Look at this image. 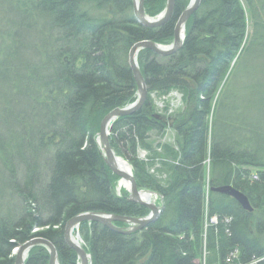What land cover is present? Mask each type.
<instances>
[{
  "label": "trees",
  "instance_id": "16d2710c",
  "mask_svg": "<svg viewBox=\"0 0 264 264\" xmlns=\"http://www.w3.org/2000/svg\"><path fill=\"white\" fill-rule=\"evenodd\" d=\"M243 1L250 26L241 0H201L180 50L139 53L149 96L113 124L110 144L138 189L162 197L163 211L131 235L82 223L93 264H197L204 248L207 264H227L234 250V264H264V0ZM166 3L145 0V12L155 17ZM186 8L177 0L171 21L146 28L133 0H0V264H14L13 251L37 237L55 246L60 264H78L64 238L71 219L149 214L116 194L119 177L97 138L109 113L138 98L131 48L172 44ZM172 91L186 108L174 123L177 152L170 149L163 184L137 154L151 130H163L150 95ZM225 186L245 194L253 211L213 191ZM206 211L220 221L207 230ZM49 261L38 246L25 264Z\"/></svg>",
  "mask_w": 264,
  "mask_h": 264
},
{
  "label": "water",
  "instance_id": "95a60500",
  "mask_svg": "<svg viewBox=\"0 0 264 264\" xmlns=\"http://www.w3.org/2000/svg\"><path fill=\"white\" fill-rule=\"evenodd\" d=\"M176 2L177 0H167L165 13L156 19H152L146 15L145 0H133L136 22L146 28H157L163 26L173 18L176 8ZM200 4L201 0H191L189 6L181 14L176 23L174 31V41L170 46L163 47L153 41H141L135 44L130 50L129 65L137 84L138 98L135 103L124 108H117L103 119L97 141L102 155L104 156L105 162L112 173L118 176L121 180H125L129 183V188L127 189L128 193L123 195L121 198L129 203L137 204L148 209L149 214L144 218L135 219L106 214L84 213L71 219L65 227L64 238L67 245L76 252L79 260L78 264H92L91 255H89L80 244L74 241L75 237L73 236V233L75 230L79 229L82 223H98L104 225L105 227L111 229L116 233L131 235L137 232H141L148 228L151 224L155 223L163 211V199L161 196L155 193H149L139 190L132 172L130 170L126 172L119 168L118 161L120 160V158L116 156L115 152L111 148L110 132L113 124L119 118L138 113L144 107L147 101L149 92L147 83L139 67V53L143 50H151L161 57H168L180 50L184 44L187 22L189 21L191 16L199 9ZM213 191L233 198L245 211H253V207L248 197L240 191L234 189L232 186L220 187L214 189ZM145 193H148L150 195L154 194L160 197L159 204H156L155 202L148 203L144 201L142 199V195ZM116 223L124 224L126 225V227L116 226ZM38 246H42L48 250L50 256L49 264H59V255L57 249L49 240L43 237L34 238L17 247L14 253V264H25L31 250Z\"/></svg>",
  "mask_w": 264,
  "mask_h": 264
},
{
  "label": "rangeland",
  "instance_id": "374dc122",
  "mask_svg": "<svg viewBox=\"0 0 264 264\" xmlns=\"http://www.w3.org/2000/svg\"><path fill=\"white\" fill-rule=\"evenodd\" d=\"M190 2H191V0H187V7L189 6ZM241 4L246 11L247 20H248L249 26H250L251 20H250V14H249L247 5L244 3L243 0H241ZM166 5H167V3H166ZM165 10H166V6L162 12H160L155 17H150V18L156 19V18L162 16L165 13ZM170 45L171 44L161 45V46L167 47ZM150 96H151L150 98L152 99V102L154 105V114H155L154 120L163 126V130L162 131H157V130H151L150 131V133H149L150 139L147 141L145 147H142L138 150L137 158H139L140 161L144 162V164L147 166L149 173L152 176H154L161 183L165 184L168 181L169 176H170V170H169V165L171 164L170 154L172 151L177 152V141L179 139L175 130L173 129L174 123H175L176 119L178 118V116L181 115L185 111L186 107H185V103H184L183 94L179 91H172L168 95L152 94ZM118 158H120V157H118ZM120 160L124 161L128 165L129 170L133 174V171H132L133 169H132L130 163L128 161L124 160L123 158H120ZM209 173H210L209 164H207V181H208ZM120 181H121V179L119 178V180L117 181V185H116L115 190H116V194L119 197H122L123 195L127 194L128 192L126 189H123L122 191L118 189V184L120 183ZM207 187H208V185H207ZM209 190L210 189L207 188V191H206V194H207L206 199L207 200H208ZM141 191H144V190H141ZM144 192L155 193V192L146 191V190ZM155 194H157V193H155ZM151 196L154 197L155 203L159 204L160 197H158L157 195H154V194ZM206 208H207V206H206ZM205 221L206 220H204V223H205ZM122 227H124V226H122ZM207 229H205V230H207ZM88 230H89L88 232L90 233V229H88ZM77 235H79V237H80L79 244L83 248L86 247L87 246L86 242L83 240V238L81 236L80 227H79V229L75 230L73 233L74 237H76ZM16 249L13 251V256H14ZM206 254H207V252H206ZM49 258H50V256H49ZM204 259H205L206 264H207V256L206 255L204 256V252H203V257H202V259H200L198 261L197 264L204 263ZM49 263H50V261H49Z\"/></svg>",
  "mask_w": 264,
  "mask_h": 264
},
{
  "label": "bare ground",
  "instance_id": "6f19581e",
  "mask_svg": "<svg viewBox=\"0 0 264 264\" xmlns=\"http://www.w3.org/2000/svg\"><path fill=\"white\" fill-rule=\"evenodd\" d=\"M136 1H138V0H136ZM118 165H119V168L121 169V170H123V171H126V172H128L129 171V167H128V165L124 162V161H122V160H119L118 161ZM129 188V183L127 182V181H125V180H121L120 181V183L118 184V189L119 190H123V189H128ZM142 199L144 200V201H146V202H148V203H154L155 202V199H154V197L153 196H151L150 194H148V193H145V194H143L142 195ZM160 202V201H159ZM206 213H207V211H206ZM208 214V213H207ZM219 219V218H218ZM219 221V220H218ZM220 222V221H219ZM226 222V221H225ZM229 223V222H228ZM205 226V225H204ZM74 241H76V243H78L79 244V242H80V237H79V235H77L75 238H74ZM87 252V251H86ZM89 254V253H88ZM90 255V254H89ZM92 264H93V260H92Z\"/></svg>",
  "mask_w": 264,
  "mask_h": 264
},
{
  "label": "built area",
  "instance_id": "2783aa9c",
  "mask_svg": "<svg viewBox=\"0 0 264 264\" xmlns=\"http://www.w3.org/2000/svg\"><path fill=\"white\" fill-rule=\"evenodd\" d=\"M205 220H206L205 221V229H207L209 226H217L219 224L218 217H216V216L209 217L207 213L205 214ZM225 221H226V223L230 222L229 219H226ZM205 255L207 256L206 248H204V256ZM238 257H239V251L238 250H234L227 257L226 263L227 264H234V262L238 259ZM200 264H206L205 259H204V263H200Z\"/></svg>",
  "mask_w": 264,
  "mask_h": 264
}]
</instances>
